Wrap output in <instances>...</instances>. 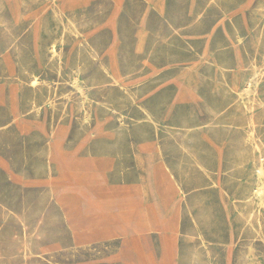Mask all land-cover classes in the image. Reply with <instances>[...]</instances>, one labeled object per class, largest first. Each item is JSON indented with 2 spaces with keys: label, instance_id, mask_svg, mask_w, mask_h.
<instances>
[{
  "label": "rangeland",
  "instance_id": "374dc122",
  "mask_svg": "<svg viewBox=\"0 0 264 264\" xmlns=\"http://www.w3.org/2000/svg\"><path fill=\"white\" fill-rule=\"evenodd\" d=\"M263 199L264 0H0V264H264Z\"/></svg>",
  "mask_w": 264,
  "mask_h": 264
},
{
  "label": "bare ground",
  "instance_id": "6f19581e",
  "mask_svg": "<svg viewBox=\"0 0 264 264\" xmlns=\"http://www.w3.org/2000/svg\"><path fill=\"white\" fill-rule=\"evenodd\" d=\"M78 85V84H77ZM75 86V85H74ZM83 93V92H82ZM85 94V93H84ZM262 168H260L259 169V173H261V170ZM261 177V176H260ZM262 177H263V175H262ZM257 186V185H256ZM259 186V185H258ZM261 190H257V191H259V193L261 194L262 193V188H260ZM256 190V189H255ZM255 192V191H254ZM259 193H257L258 195H260ZM262 195V194H261ZM257 196V195H256ZM264 200V199H263ZM260 201H261V199H260Z\"/></svg>",
  "mask_w": 264,
  "mask_h": 264
}]
</instances>
